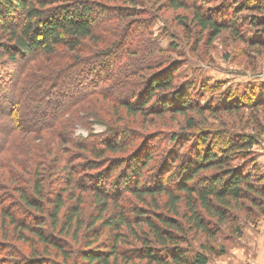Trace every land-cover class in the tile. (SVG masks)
I'll use <instances>...</instances> for the list:
<instances>
[{
    "label": "trees",
    "instance_id": "obj_1",
    "mask_svg": "<svg viewBox=\"0 0 264 264\" xmlns=\"http://www.w3.org/2000/svg\"><path fill=\"white\" fill-rule=\"evenodd\" d=\"M166 11L187 44L264 48V0H0V264H207L264 216V86L203 102L182 62L138 54ZM82 118L105 130L73 138Z\"/></svg>",
    "mask_w": 264,
    "mask_h": 264
},
{
    "label": "rangeland",
    "instance_id": "obj_2",
    "mask_svg": "<svg viewBox=\"0 0 264 264\" xmlns=\"http://www.w3.org/2000/svg\"><path fill=\"white\" fill-rule=\"evenodd\" d=\"M242 14L249 16L247 12ZM141 16L143 20H149L148 29L145 26L147 29L145 39L143 38L142 45L135 46L137 48L134 50H138V54L145 55L150 52L156 58L168 57L172 61L182 62L178 75L180 81L189 78L197 84L202 83L208 88L209 86L213 88L210 93L201 96V101L204 102L208 98H213L216 101L222 92L241 95L252 87L256 92H259L264 86V48H255L248 46L245 42L233 41L226 33H223L211 45L200 43L201 45L193 46L185 42L180 28L176 26V22L170 19L171 11H166L164 20L162 18L153 20L148 14ZM242 30L247 36L255 33L247 24ZM173 32L176 33V38L173 37ZM145 43L147 50L144 48ZM171 43L176 45L175 49H172L173 51L168 50ZM165 49L166 52L161 51ZM2 60L3 64H8L13 70H18L21 63L20 60L15 63L8 62L6 58ZM132 62L126 64L127 68L120 70L118 79L124 81V77H127L125 76L127 70H130L129 64ZM122 90L125 92L130 89L122 88ZM101 101L104 102V100ZM246 112L247 110L244 116ZM81 115L83 113L79 116ZM224 119L228 128L233 130H240V127L247 123L245 119H240L239 115L235 114L226 116ZM87 120L82 118L78 122L72 123L69 130L72 132L73 138H85L89 134H101L105 130L104 124L90 121L91 118ZM209 121H212V118ZM169 125L171 129L178 128L175 121ZM4 131L6 129L0 122V137L3 136ZM245 131L250 132L249 129ZM251 150L256 168L264 174V135L259 137V142ZM245 167L249 168V163ZM235 226L238 227V232L227 228L217 236L213 242L214 246L216 250L223 248L224 251L222 254H212L207 264H264V216L253 218L242 216ZM200 240L204 241L203 238ZM192 244L198 249V240L193 241Z\"/></svg>",
    "mask_w": 264,
    "mask_h": 264
}]
</instances>
